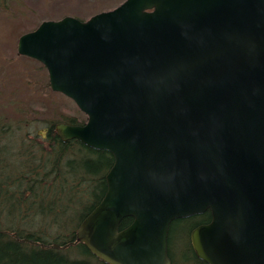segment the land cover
<instances>
[{
  "label": "water",
  "instance_id": "water-1",
  "mask_svg": "<svg viewBox=\"0 0 264 264\" xmlns=\"http://www.w3.org/2000/svg\"><path fill=\"white\" fill-rule=\"evenodd\" d=\"M16 46L86 115L58 136L113 156L75 241L107 264H170V222L208 209L198 258L264 264V0H123Z\"/></svg>",
  "mask_w": 264,
  "mask_h": 264
},
{
  "label": "trees",
  "instance_id": "trees-1",
  "mask_svg": "<svg viewBox=\"0 0 264 264\" xmlns=\"http://www.w3.org/2000/svg\"><path fill=\"white\" fill-rule=\"evenodd\" d=\"M54 123L30 131L0 123V264H107L75 242V230L103 196L113 156L76 138L62 140ZM210 218L207 209L170 222V264H208L194 253L189 233ZM131 220L124 217L120 228Z\"/></svg>",
  "mask_w": 264,
  "mask_h": 264
},
{
  "label": "rangeland",
  "instance_id": "rangeland-1",
  "mask_svg": "<svg viewBox=\"0 0 264 264\" xmlns=\"http://www.w3.org/2000/svg\"><path fill=\"white\" fill-rule=\"evenodd\" d=\"M121 1L0 0V123H14V127L30 131L46 120L85 119L70 98L51 90L40 62L17 54L16 41L20 33L35 28L43 19L66 14L84 19Z\"/></svg>",
  "mask_w": 264,
  "mask_h": 264
}]
</instances>
